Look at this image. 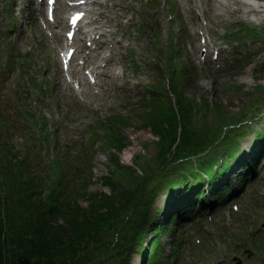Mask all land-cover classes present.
<instances>
[{
  "label": "rangeland",
  "instance_id": "1",
  "mask_svg": "<svg viewBox=\"0 0 264 264\" xmlns=\"http://www.w3.org/2000/svg\"><path fill=\"white\" fill-rule=\"evenodd\" d=\"M261 1L263 0H246L253 6ZM160 2L161 0H147L139 4L132 2L129 4V13L119 17L121 25L115 32L126 33L122 46L115 52L118 55L114 53L115 59L120 55L118 63H115L116 67L112 70V74L119 79L117 88L110 82L103 98H94L91 104L84 106L72 98L65 89L62 76L57 75V58L52 47L59 45L58 40L48 39L34 19L31 23L23 20L21 24L17 17L18 0H0V153L6 170L12 165L20 164V159H26V167L30 169L24 176L31 174L38 179L43 199H48L52 190L56 193L61 190L56 175L62 171L63 177L70 178L71 174L74 175V179H68L70 191L67 193L71 194L73 203L79 205L83 212L90 204L89 199H93L89 196L95 195L96 201L100 200L98 202L116 196L122 202L123 199L118 196L119 192L122 195L125 191H135L136 187L142 184V198L139 200L143 202L145 199H153V203L149 204L151 209L148 219L152 223L166 226L175 207L174 199L169 201L170 186L174 187L173 183L178 179L174 171H159L166 161H172V157L168 150H164L160 145L154 131L146 127L144 115L151 114L149 120L159 128L158 114L164 116L167 112L169 116L167 107L173 97L177 99V103L181 102L182 97L192 102L190 106L194 110L195 115L192 118L195 122L191 126L201 132L205 127H212L214 131L227 119L238 117L240 109L252 110V119L257 113L255 105L264 106V95L257 98L256 93L259 89L264 92V71L252 70L260 58L249 61L253 56L264 52V35L261 36V33L264 34V21L255 25L241 17L240 24L232 27L233 34L229 41L237 40L244 44L247 67L241 66L245 58L234 56L237 59L236 65L229 62L223 72L210 68L202 69L197 72L198 76H193L195 79L187 75L189 81L184 82V77L180 84H177L180 88L175 89L173 82H168L172 81L168 72L170 60L167 61L168 50L159 36L164 21V17L159 13L163 10ZM217 4L218 2L215 6ZM29 12L32 14V9ZM176 16L181 22L189 17L194 22V28L199 24L193 13L181 11L179 8L176 9ZM144 26L146 28L143 30ZM176 27L181 29L177 21ZM184 33H187L185 28ZM181 57L186 60L189 54L184 52V57ZM173 63L176 69L183 67ZM168 89L172 92L169 93ZM150 106L157 107L160 111L152 112ZM173 106L176 107L177 104ZM217 106L220 107L219 111L216 110ZM222 110L227 111L229 115L226 117ZM29 116L34 120L33 128L37 126L34 130L26 126ZM60 123L56 131L57 136L52 138L55 125L59 126ZM263 127L264 121H252L247 124L243 121L240 132L247 131L251 134ZM203 135L206 134L203 132ZM88 139V144H85ZM115 139H118L120 147L116 145ZM241 142L244 150L240 151L246 152L250 149L251 145L246 143V138ZM64 143H69L70 151L64 149ZM225 143L230 144L231 141ZM216 145L213 144V147ZM221 146L227 151L230 147ZM215 148L204 158L209 160V163L218 158ZM161 151H164L163 159L160 156ZM114 157L116 160L112 163ZM218 160L219 158L214 164H217ZM84 164L89 169L81 172L82 175L75 180V171L84 170ZM192 166L199 168V161H195ZM234 167H237V164H234ZM243 174L244 172L239 170L235 172V176ZM109 176L113 177L114 181L112 179L111 182L115 184L116 190L105 185ZM232 183L235 184L229 181L226 184ZM81 185L85 188H81ZM260 192L262 193V190ZM81 194L83 195L79 196ZM166 207L168 210L165 213ZM105 211L112 216L113 210L110 207H105ZM263 212V200H244L241 213L234 216L237 223L235 225L241 227L240 231L234 227L228 229L227 222L221 217L218 225L221 231L217 234L218 237L199 232L201 229L210 233V228L206 231L202 226H189L186 231L191 232L184 234L183 231L177 230V226L172 225L159 243L164 249L162 258L167 259L172 243L183 238L182 245L176 246L178 258L175 264H207L208 262L202 261L201 256L206 255L211 260L218 259L219 255L225 253L222 245L227 246V258L232 262L238 260L242 264H264V235H256L257 232H263ZM151 217L154 219L151 220ZM196 218L198 217H195V220ZM59 223L62 224V221ZM194 224L196 225V222ZM222 232L225 233L223 237ZM252 232L256 235V241L246 238ZM108 233L101 235V242L111 240V232ZM152 237L150 232H145L141 243L146 247ZM196 239H202L201 247L206 253L195 245ZM90 245L92 246L89 253L97 254L99 244ZM139 249V244L133 247L134 252L131 253L129 264H143ZM238 253L240 256L233 257V254Z\"/></svg>",
  "mask_w": 264,
  "mask_h": 264
},
{
  "label": "trees",
  "instance_id": "2",
  "mask_svg": "<svg viewBox=\"0 0 264 264\" xmlns=\"http://www.w3.org/2000/svg\"><path fill=\"white\" fill-rule=\"evenodd\" d=\"M181 80L183 75L176 74L173 70L172 82L175 89L180 88L177 84ZM184 82H187L186 79ZM190 103L192 102L181 97L179 116L170 106L167 107L169 116L167 112L164 116L158 114L159 128L149 120L151 114H145L146 118L144 115L146 127L154 131L163 149L174 155L172 161H166L164 166H161L160 172L177 170L175 176L179 171L184 174L187 170L180 168V160L191 161L190 156H200L210 149L212 139L226 141L237 131L233 122H230L218 126L214 132L209 129L212 139L202 138L201 132L191 126L195 122L192 118L195 114ZM150 108L152 112L160 111L154 106ZM117 140L114 141L120 147ZM160 156L163 159L164 151L160 152ZM115 160L114 157L112 163ZM173 165L178 166L175 168ZM29 169L24 162L12 165L6 170L0 153V264H129L131 253L134 252L132 249L136 244H142L145 232H151L153 235L151 248L158 245V238L170 230V225L156 227L149 221L147 216L150 205L147 200H139L142 198V184L136 187L135 191H125L122 195L119 192L118 196L123 199L122 202L116 196L101 202L96 201L95 195L89 196L93 199H89L90 204L83 212L79 205L73 203L71 194L67 193L70 191L67 176H61V190H58V193L52 190L48 199H43L38 179L31 174L24 176L29 173ZM75 176L77 180L80 175L77 173ZM107 178L105 185L116 190L115 184L111 182L113 177ZM178 180L179 185L188 190V199L180 196L176 198V202L183 201L178 206L187 205L202 186L190 188L187 177H178ZM81 188H85L84 185H81ZM149 200L152 201L151 198ZM144 203L146 206L142 205ZM107 206L113 210L112 216L105 211ZM60 220L62 224L59 223ZM172 221L178 223V216L175 215ZM108 231L111 232V240L101 242V235L109 234ZM181 242L182 239L174 241L177 244ZM92 243L99 244V251L95 255L89 253ZM155 249V253H150L148 258L158 264L162 250L159 245ZM103 250L105 253H102ZM139 253L144 256L146 249L142 248Z\"/></svg>",
  "mask_w": 264,
  "mask_h": 264
},
{
  "label": "bare ground",
  "instance_id": "3",
  "mask_svg": "<svg viewBox=\"0 0 264 264\" xmlns=\"http://www.w3.org/2000/svg\"><path fill=\"white\" fill-rule=\"evenodd\" d=\"M235 11L240 12L241 16L248 19V21L251 22H262L264 21V0L261 1L258 5H251V3H245V2H238L236 5ZM249 16L254 17L249 18ZM111 72V67H108L107 74ZM118 84H115V87L117 88ZM110 91V90H109Z\"/></svg>",
  "mask_w": 264,
  "mask_h": 264
}]
</instances>
